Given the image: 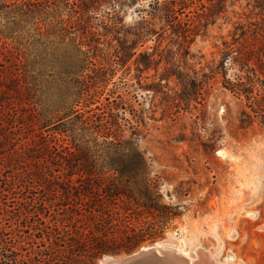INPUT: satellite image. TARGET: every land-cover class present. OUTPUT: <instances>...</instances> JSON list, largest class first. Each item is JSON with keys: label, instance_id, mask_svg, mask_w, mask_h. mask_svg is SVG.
<instances>
[{"label": "rangeland", "instance_id": "374dc122", "mask_svg": "<svg viewBox=\"0 0 264 264\" xmlns=\"http://www.w3.org/2000/svg\"><path fill=\"white\" fill-rule=\"evenodd\" d=\"M57 2L43 29L63 20L71 33L59 39L57 24L48 37L33 28L20 36L0 34L1 61L28 57L35 106L48 116L55 107L77 100L71 94L80 86L69 82V72L80 70L89 84L99 76L74 108L86 110L92 102L89 108L110 112L108 118L120 127H115L116 134L123 130L119 148L130 142L144 159L146 180L130 182L136 195L141 201L156 196L151 206L179 214L168 220L161 236L130 251L103 252L97 263L105 255L122 256L171 234L193 262L202 251L213 257V264H264V125L241 123L244 102L224 87L221 69L245 38L264 30V0H192L186 13L204 26L187 40L172 34L170 27L164 29L163 20L144 14L150 0H106L90 13L96 18L88 19L95 36L78 24L65 0ZM111 5L117 8L113 14L121 33L103 29ZM211 6L218 13L207 17ZM142 14L155 32L129 49L135 29L147 25L138 23ZM234 72L228 66L227 78ZM119 148L104 144L96 154L106 164L117 162Z\"/></svg>", "mask_w": 264, "mask_h": 264}, {"label": "trees", "instance_id": "16d2710c", "mask_svg": "<svg viewBox=\"0 0 264 264\" xmlns=\"http://www.w3.org/2000/svg\"><path fill=\"white\" fill-rule=\"evenodd\" d=\"M104 2L65 0V7L89 36H95L88 19L96 18L90 13L95 14ZM191 3L150 0L142 11L163 20L164 29L170 27L172 34L187 40L204 26V21H195L186 13ZM57 4V0H0V34L20 36L33 28L38 36L48 37L61 24L58 37L64 40L71 30L63 20H54L43 29L50 9ZM80 4L82 9H78ZM216 8H208L206 16H215ZM115 9L111 5L104 15L103 29L108 33L122 31L114 18ZM144 14L138 23L147 25L135 29L129 49L135 50L148 33L155 32ZM13 59L5 64L0 58V264H98L103 252L130 251L161 236L168 220L179 214H166L151 206L149 202L156 201V196L141 201L136 195L130 182L146 180L141 153L130 142L119 148L123 130L116 134L118 125L108 118L110 112L89 108L92 102L86 103V110L73 106L100 81L99 76L89 84L80 70L69 72V82L80 86L71 94L77 100L55 107L48 116L35 106L28 57L20 60L19 54ZM228 59L229 64L221 63L223 85L244 102L241 123L264 125V30L252 32ZM228 66L235 71L233 78H227ZM14 108L22 113L17 115ZM57 133L65 137H57ZM68 139L71 143L67 144ZM104 144L119 148L115 150L121 156L119 161L106 164L99 160L96 152ZM111 170L113 175L106 172Z\"/></svg>", "mask_w": 264, "mask_h": 264}, {"label": "water", "instance_id": "95a60500", "mask_svg": "<svg viewBox=\"0 0 264 264\" xmlns=\"http://www.w3.org/2000/svg\"><path fill=\"white\" fill-rule=\"evenodd\" d=\"M168 249L164 244L155 243L122 256L105 255L101 259V264H171L172 261L168 260L166 254ZM172 255L177 257L175 254Z\"/></svg>", "mask_w": 264, "mask_h": 264}, {"label": "bare ground", "instance_id": "6f19581e", "mask_svg": "<svg viewBox=\"0 0 264 264\" xmlns=\"http://www.w3.org/2000/svg\"><path fill=\"white\" fill-rule=\"evenodd\" d=\"M158 243L164 244L169 248L166 254L168 255V260L170 261L171 259V264H213V257H208L207 254L203 253L202 251L198 252V258L195 262L191 261V259L183 253L182 248L179 244L180 241L175 239L171 234H168L167 238L163 240L162 243ZM172 254H175L177 257L173 256Z\"/></svg>", "mask_w": 264, "mask_h": 264}]
</instances>
